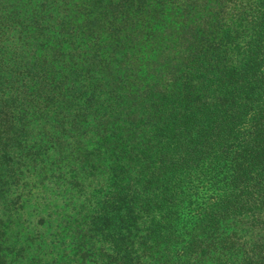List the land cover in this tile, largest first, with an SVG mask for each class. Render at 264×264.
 Listing matches in <instances>:
<instances>
[{"label": "trees", "instance_id": "trees-1", "mask_svg": "<svg viewBox=\"0 0 264 264\" xmlns=\"http://www.w3.org/2000/svg\"><path fill=\"white\" fill-rule=\"evenodd\" d=\"M0 264H264V0H0Z\"/></svg>", "mask_w": 264, "mask_h": 264}, {"label": "rangeland", "instance_id": "rangeland-1", "mask_svg": "<svg viewBox=\"0 0 264 264\" xmlns=\"http://www.w3.org/2000/svg\"><path fill=\"white\" fill-rule=\"evenodd\" d=\"M199 1L200 3L203 2V0H196ZM236 3H239V0H235ZM167 14V13H166ZM183 17H181L180 13L176 12V15L174 17L167 18L165 15V20H166V25H167V30L163 31L162 37H167L168 34H175L177 32V28L179 27V24L181 23ZM167 32V33H166Z\"/></svg>", "mask_w": 264, "mask_h": 264}]
</instances>
